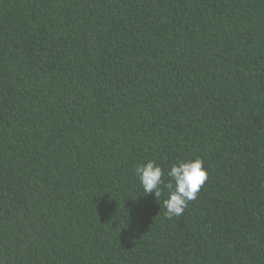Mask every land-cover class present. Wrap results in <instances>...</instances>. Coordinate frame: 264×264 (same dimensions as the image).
<instances>
[{
  "label": "trees",
  "instance_id": "trees-1",
  "mask_svg": "<svg viewBox=\"0 0 264 264\" xmlns=\"http://www.w3.org/2000/svg\"><path fill=\"white\" fill-rule=\"evenodd\" d=\"M0 264H264V0H0Z\"/></svg>",
  "mask_w": 264,
  "mask_h": 264
},
{
  "label": "clouds",
  "instance_id": "clouds-1",
  "mask_svg": "<svg viewBox=\"0 0 264 264\" xmlns=\"http://www.w3.org/2000/svg\"><path fill=\"white\" fill-rule=\"evenodd\" d=\"M135 173L143 189V194L154 195L158 199L166 191L162 207L166 215L179 217L188 203L196 199L198 192L205 183L208 172L204 160L200 156L179 159L173 163L165 174L162 167L154 160L136 166ZM165 175L169 180H165Z\"/></svg>",
  "mask_w": 264,
  "mask_h": 264
}]
</instances>
